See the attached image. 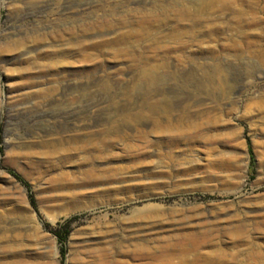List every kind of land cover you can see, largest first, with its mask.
<instances>
[{
  "label": "rangeland",
  "instance_id": "374dc122",
  "mask_svg": "<svg viewBox=\"0 0 264 264\" xmlns=\"http://www.w3.org/2000/svg\"><path fill=\"white\" fill-rule=\"evenodd\" d=\"M110 1L194 44L51 69L107 0H0V264H264V0Z\"/></svg>",
  "mask_w": 264,
  "mask_h": 264
},
{
  "label": "bare ground",
  "instance_id": "6f19581e",
  "mask_svg": "<svg viewBox=\"0 0 264 264\" xmlns=\"http://www.w3.org/2000/svg\"><path fill=\"white\" fill-rule=\"evenodd\" d=\"M118 2L120 1L116 3ZM106 3L108 7L110 6V10L106 15L103 13V15L92 19L87 17L81 21L82 23L70 25V27L63 30L72 36V40L66 43L63 48L50 50L48 54L55 55L47 64L51 69L72 63L78 69L92 71L106 66L110 61L123 59L129 60V66L136 71L139 77H144V79H147V84L153 85L156 73L167 69L170 64L169 60L175 56L178 61L183 60L185 56L178 51L188 50L194 44L176 36L179 33H172L171 36L164 35L161 31L162 25L157 22L158 15H155L157 13L152 12V14L140 10L141 7H135L136 14H134L132 13L133 8L124 7L122 15L117 17V14H119L117 13V7L110 0H107ZM94 12H92V16L95 15ZM108 30L113 31V34L93 36ZM40 35L32 36L30 39L39 43L40 38H42ZM170 38L172 39L169 40ZM190 50L191 53L189 54L194 55L195 50ZM43 54L46 55V51L40 52L39 55ZM69 57L70 59H68ZM201 69H203V73H209L206 66H202ZM218 70V65H215L214 73L217 74ZM195 71L190 70L188 75H193L192 73H196ZM110 75L111 72L104 73L102 80L99 82L101 87L108 88L112 86ZM95 180H100V176H96ZM244 227L243 224H240L238 229L244 232V229L246 230ZM239 234H242V232Z\"/></svg>",
  "mask_w": 264,
  "mask_h": 264
},
{
  "label": "trees",
  "instance_id": "16d2710c",
  "mask_svg": "<svg viewBox=\"0 0 264 264\" xmlns=\"http://www.w3.org/2000/svg\"><path fill=\"white\" fill-rule=\"evenodd\" d=\"M12 173L14 175H16L17 177H20L17 173H15L13 171H12ZM31 201L33 202L32 198H31ZM65 225L66 224H63V231L61 230V223L60 222H58L56 224V226L53 228V231L56 233V235L60 241H65V239L67 238V236L70 232V227L68 226V224L66 225V227H65ZM61 253H62V255H65V249L64 248H61Z\"/></svg>",
  "mask_w": 264,
  "mask_h": 264
}]
</instances>
